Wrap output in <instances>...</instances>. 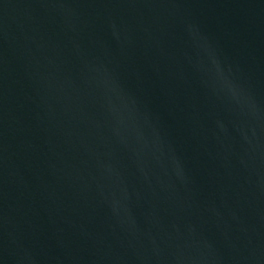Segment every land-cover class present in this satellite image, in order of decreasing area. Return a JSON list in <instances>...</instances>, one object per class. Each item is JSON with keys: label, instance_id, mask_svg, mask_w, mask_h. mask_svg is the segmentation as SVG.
Masks as SVG:
<instances>
[{"label": "water", "instance_id": "water-1", "mask_svg": "<svg viewBox=\"0 0 264 264\" xmlns=\"http://www.w3.org/2000/svg\"><path fill=\"white\" fill-rule=\"evenodd\" d=\"M0 264H264V0H0Z\"/></svg>", "mask_w": 264, "mask_h": 264}]
</instances>
